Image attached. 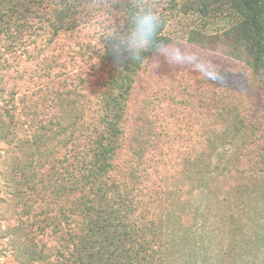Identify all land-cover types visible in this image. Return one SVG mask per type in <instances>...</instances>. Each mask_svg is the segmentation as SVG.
Wrapping results in <instances>:
<instances>
[{
  "label": "rangeland",
  "instance_id": "1",
  "mask_svg": "<svg viewBox=\"0 0 264 264\" xmlns=\"http://www.w3.org/2000/svg\"><path fill=\"white\" fill-rule=\"evenodd\" d=\"M204 2L154 0L166 21L169 44L191 50L196 66L170 64L152 54L131 82L126 101L131 146L119 159V173L133 169L136 175L129 208L109 199L118 195L104 181L82 179L98 213L91 220L108 226L113 218L118 232L105 253L122 256L125 264H161L159 210L165 201L168 230L180 241L173 250L179 257L172 258V264H264V176L258 182L245 178L247 154L238 134L213 154L212 170L219 156L225 158L223 166L230 165L226 177L213 175L207 180L197 174L200 126L213 124L219 98H227L250 118L247 136L264 138V78L229 55L235 43L228 34L233 22L208 18L214 3L208 2L206 12L201 10ZM111 22L72 31L69 37L47 35L42 43L47 47L39 57L36 0H0V264H54L63 259H59L63 247L70 246L63 229L56 226L60 207L55 198L64 203L62 219L74 205L67 202V194L54 197L52 176L57 170L66 178L70 159L79 155L72 143H83V126L91 127L100 111L98 95L111 92L109 64L94 54L98 49L87 48L107 43L101 40L102 33H112ZM53 55L56 59L48 62L46 57ZM74 125L79 128L73 142L69 132L58 138L59 131ZM40 176L46 186L41 198L36 196ZM132 204L140 205L138 217L133 213L139 207ZM134 240L141 245L152 241L138 249L139 262ZM103 250L102 246L96 255L104 256Z\"/></svg>",
  "mask_w": 264,
  "mask_h": 264
},
{
  "label": "trees",
  "instance_id": "2",
  "mask_svg": "<svg viewBox=\"0 0 264 264\" xmlns=\"http://www.w3.org/2000/svg\"><path fill=\"white\" fill-rule=\"evenodd\" d=\"M206 1L201 7L202 11L208 12V2L214 3L212 12H209L212 16H208V18H227L233 22L228 34L235 39V43L229 55L248 63L256 75L264 78V0ZM143 2L144 0H36V48L39 51L38 56L44 55L46 45H42L43 38L50 34L56 36L58 33L68 34L72 31L87 30V28L91 29L111 20L112 33L123 32L130 24V17ZM160 15L162 23L157 39L163 44H169L170 39L164 34L166 21L161 13ZM102 34L105 36L102 35L104 39L101 40H105V42L107 40L105 45L95 48L87 45V48L88 50L98 49L97 53L96 50L94 51V54L109 64L110 69L107 74H109L111 92L106 91L104 94L98 95L99 98L97 99L101 100L100 111L96 114V119L93 117L94 123L91 124V127L89 124L83 126L85 130L83 143L78 145L72 143V149L79 150V155L70 159L69 167L71 170L66 178L57 170L53 172L52 178L55 182L52 194L54 197H64L67 194L66 197L69 199L67 202L74 205L71 214H65L64 219H62L59 214L65 210L64 203L55 198L56 205L60 207V212L56 213L58 221L56 226L63 229V233L67 237V245L70 244V246H64V251L58 252V255L61 254L59 259H63L57 260L54 264H77L76 260L78 259L82 261V264H91L92 258H98L105 261L106 264H125V259L122 256L113 258V255L105 253L109 251L106 247L107 243L112 244L114 237H117L114 235H117L118 232L113 229V218L110 219L108 226L101 224L97 219L91 220L93 216H98V213L95 212L96 208L92 204L90 194L84 189L82 179L87 178L94 183L97 179L104 181L103 185L110 186L109 189L118 195L117 198L115 195H110L109 199L120 207L129 208L128 202L133 201L131 195L136 189L132 186V180L136 178V175L133 169L128 171L126 175L119 173L120 155L125 148H128V145L131 146L129 139L132 135V126L127 121V94L131 90L133 85L131 82L135 75L144 68L145 62L154 53H146V60L142 64L134 61L116 64L112 53L113 42L108 39L110 34L107 35L105 31ZM83 48L85 46L80 47V49ZM49 51L51 52L50 49ZM46 58L48 62H53L56 56ZM55 74L59 73L55 72ZM262 88L264 90V87ZM218 104L220 106L215 111L213 124L206 122L200 126L206 136L204 138L202 133L201 142L198 145L202 154L197 165V174L202 175V178H207V180L209 177L213 179L215 176L226 177L225 175L229 173L227 168L230 165L223 166L222 163L225 164V158L223 160L222 156H219V163L215 166V170H212L213 154L224 150L229 145L228 140L233 138L232 134H238V139L242 140V145L247 154L245 178L258 182V179L264 176V138H258L257 134L254 133L250 137L246 135L248 129L252 130L250 118L241 115L227 98H219ZM90 115L91 113L86 114V120ZM78 128V125H74L68 131L62 129L63 132L59 131L58 138L64 137L69 132L67 133L68 138L73 139V142L74 138L78 137ZM221 166L222 168H220ZM217 170L218 173L215 172ZM40 177V180L36 182V196L39 198L46 190L45 179ZM207 180L204 179V184L210 181ZM105 191L107 190L105 189ZM104 194L106 195V193ZM165 197L166 194H164L163 200ZM163 203L161 206L159 205V212L162 215L160 220L162 229L159 231L162 252L160 261L161 264H172L174 261L172 258L179 254H174L173 250L180 241L175 239L176 232L173 235L168 230L165 219L168 211L167 202ZM132 207H136V209L139 207L138 212L133 213L138 217L142 213L139 210L140 205L132 204ZM45 219L50 220L49 217ZM132 243L135 245V257L138 260L140 253L138 249L142 246L147 247V244L152 243V241H142L144 243L142 245L139 244L141 243L139 240H134ZM102 246L104 256L102 253L97 256L96 254ZM98 259L94 260L93 264H100L101 261Z\"/></svg>",
  "mask_w": 264,
  "mask_h": 264
},
{
  "label": "clouds",
  "instance_id": "3",
  "mask_svg": "<svg viewBox=\"0 0 264 264\" xmlns=\"http://www.w3.org/2000/svg\"><path fill=\"white\" fill-rule=\"evenodd\" d=\"M162 18L154 0H144L130 17V24L123 32L112 33V53L116 64L126 61L144 63L146 53L162 56L170 64L196 66L195 55L180 44H163L157 39Z\"/></svg>",
  "mask_w": 264,
  "mask_h": 264
}]
</instances>
